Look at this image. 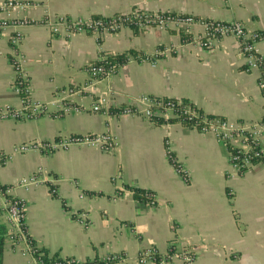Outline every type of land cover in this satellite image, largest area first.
Segmentation results:
<instances>
[{
    "label": "crops",
    "instance_id": "1",
    "mask_svg": "<svg viewBox=\"0 0 264 264\" xmlns=\"http://www.w3.org/2000/svg\"><path fill=\"white\" fill-rule=\"evenodd\" d=\"M26 1L37 5L26 13L35 20L109 17L138 10L241 22L264 34V0ZM5 16L0 13V19ZM21 30L32 98L63 102L60 107L50 105L49 115L36 119H0V184L14 186L36 172H44L47 179L30 191L12 192L26 206L25 230L38 248L81 262L124 254L127 260L117 264H140L139 254L155 248L165 257L164 264H183L173 249L191 250L196 256L193 264H264V162L237 173L227 146L211 134L174 118L119 112L140 106V97L146 95L191 104L207 116L244 126L259 122L264 117L261 71L246 69L237 38L223 37L202 47L189 44V36L173 28L126 27L101 38L85 33L55 35L41 24ZM202 31L195 25L191 33L194 37ZM10 35L11 29L0 32V108L18 109L21 100L13 91ZM257 49L264 60V40ZM156 50L162 51L157 58ZM129 52L134 59L88 87L89 64ZM106 92L114 107L94 112L95 101ZM64 104L80 111L65 112ZM106 132L116 137L114 153L71 146L51 153L13 154L15 146L28 141ZM168 148L185 173L172 164ZM118 173L121 176L114 181ZM138 190L149 198L154 195L157 207L146 205L149 199L136 198ZM75 213L86 214L87 226L77 221ZM26 247L7 240L3 264H37Z\"/></svg>",
    "mask_w": 264,
    "mask_h": 264
},
{
    "label": "built area",
    "instance_id": "2",
    "mask_svg": "<svg viewBox=\"0 0 264 264\" xmlns=\"http://www.w3.org/2000/svg\"><path fill=\"white\" fill-rule=\"evenodd\" d=\"M37 5L26 0H5L0 3V13L6 15L0 19V32L11 29L9 43L11 46L10 63L14 71L13 91L20 97L22 106L19 109L10 107L0 108V119L8 118L15 121L36 119L42 115L49 114V106L63 104L61 99H54L49 103H42L32 100L31 81L26 70L28 60L21 50V43L24 34L21 28L31 24H41L48 26L53 34H65L70 36L75 33L92 34L101 38L107 34H114L121 29L129 27L139 31H144L152 27L161 29L173 28L178 32L189 36V44L202 47L209 46L213 41L223 37L232 36L237 38L241 44V51L245 56V66L247 70H259L261 76L259 87L264 98V60L260 56L257 44L264 40V34L249 30L241 22H221L215 20H205L193 15H182L163 12H141L138 10L128 13H119L109 17H90V18H70L65 16H45L41 20H35L26 16V13ZM199 25L203 31L199 35L192 36V27ZM170 51L166 49L165 52ZM162 53L161 50L155 51V58ZM134 59L130 57V60ZM129 60V61H130ZM113 65L109 63H91L88 66V73L91 83L88 87L95 86L104 77L111 76L115 72ZM86 89V88H84ZM82 89L77 92L80 93ZM73 91H69L71 94ZM110 92L100 96L93 105L94 112H109L114 105L109 102ZM140 106H127L119 110L121 115H141L147 119L174 118L184 125L198 129L203 134H211L218 141L227 146L229 150V162L237 173H244L255 162H264V146L262 139L264 136V117L259 122L251 126H244L228 119L210 117L197 111L193 105L168 99H157L143 95L139 99ZM80 111L79 107H67L64 104V111ZM71 146H88L97 148L107 153H114L118 150L116 137L111 132L88 133L82 135H70L67 138L45 142L33 140L15 146L13 154H24L32 151H44L51 153L60 149H68ZM167 153L172 164L182 174V168L177 164L170 148ZM2 158V157H0ZM12 158V155L10 156ZM118 173L113 179L120 178ZM184 178H188L187 175ZM47 181L44 172H36L23 177L14 186H3L0 184V203L7 210V224L9 229L8 241L10 243H25L26 253L31 254L37 264H44L39 254V248L28 237L24 226V215L26 206L22 200L15 198L12 192L15 188L30 191L34 187L45 184ZM121 191L131 192L121 188ZM52 193L57 189L53 187ZM83 196V194L81 195ZM146 205L157 207V199L150 194ZM75 218L81 224L87 226L88 219L84 213H75ZM174 248V245H172ZM172 250V248H171ZM176 254L183 261V264H193L196 259L195 254L189 250L178 251ZM127 260L124 254H114L107 256L103 261H84L76 259H66L64 264H117ZM137 260L140 264L147 262H157L164 264L165 257H161L155 248L143 250ZM62 264V263H58Z\"/></svg>",
    "mask_w": 264,
    "mask_h": 264
},
{
    "label": "trees",
    "instance_id": "3",
    "mask_svg": "<svg viewBox=\"0 0 264 264\" xmlns=\"http://www.w3.org/2000/svg\"><path fill=\"white\" fill-rule=\"evenodd\" d=\"M133 52L119 54V55H113L108 56L105 60L96 62L97 64L101 63H109L114 66L115 69H117L118 66L127 63L130 60V57L133 56ZM173 122V121H171ZM136 198L140 199L141 202H146L147 199H149V196L146 192L143 190L136 191ZM9 237V229L4 223H0V264H3V253L5 249V243ZM39 254H41V259L44 264H58L62 263L64 264V260L71 259V258H63L60 257L58 254L50 256L49 253L39 248Z\"/></svg>",
    "mask_w": 264,
    "mask_h": 264
},
{
    "label": "rangeland",
    "instance_id": "4",
    "mask_svg": "<svg viewBox=\"0 0 264 264\" xmlns=\"http://www.w3.org/2000/svg\"><path fill=\"white\" fill-rule=\"evenodd\" d=\"M29 75V74H28ZM113 75V74H112ZM109 77V76H108ZM29 78H30V76H29ZM104 78H107V77H104ZM103 78V79H104ZM31 90H32V87H31ZM31 93H32V91H31ZM30 96H31V94H30ZM31 98H32V96H31ZM32 100H34L33 98H32ZM34 101H38V100H34ZM38 102H41V101H38ZM42 103H46V102H42ZM49 103V102H48ZM21 106H22V103H21ZM21 108V107H20ZM19 108V109H20ZM49 115V114H48ZM43 116V115H42ZM39 118V117H38ZM6 218H7V210H6V208L3 206V205H1L0 204V223H4V224H6L7 225V221H6Z\"/></svg>",
    "mask_w": 264,
    "mask_h": 264
}]
</instances>
